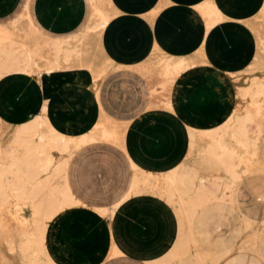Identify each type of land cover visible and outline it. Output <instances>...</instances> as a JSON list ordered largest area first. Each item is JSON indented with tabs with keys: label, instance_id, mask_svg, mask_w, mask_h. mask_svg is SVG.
I'll return each mask as SVG.
<instances>
[{
	"label": "rangeland",
	"instance_id": "rangeland-1",
	"mask_svg": "<svg viewBox=\"0 0 264 264\" xmlns=\"http://www.w3.org/2000/svg\"><path fill=\"white\" fill-rule=\"evenodd\" d=\"M90 1L92 13L89 16L81 0H0V45L32 55V67L27 75L11 74L0 80V151L4 155L12 153L23 156V150L14 141L19 127L29 119L53 122L65 132L70 137L69 154H75V143L84 136L116 143L90 145L79 150L72 162L77 192L89 205L109 203L114 193L125 186L132 170L129 169L125 151L120 147L123 145L120 134L110 128L109 120L98 104L101 84V102L109 117L120 124L119 132H124L123 146L129 155L143 167L152 169H166L179 163L177 182L181 197L187 200L199 198L200 193L192 189L189 177L193 167L201 166L214 175L217 167L205 160L197 162V153H201V159H212L205 155L212 140L203 132L204 128L196 129L192 124H189L186 132L178 114L150 110L159 108L162 105L159 102L152 103L148 109L147 83L150 77H165L167 67L182 63L191 69L197 62L169 55L159 49L157 42H154V49L147 56L140 54L144 51L149 33L148 27L142 23L145 20L136 15H124L111 30H107L119 13L114 0ZM135 1L148 3L151 0ZM167 1H162L164 3L153 9L150 17L141 13L151 22L154 32L156 23L153 21ZM259 2L231 0L230 6L252 13L260 6ZM199 3L220 8L215 0H202ZM242 4L244 8H240ZM184 16L175 10L166 12L165 27L169 21L178 22ZM224 19L222 11L217 20L203 23L205 34ZM43 25L56 33L54 37L44 35ZM82 26L84 29L80 30ZM169 26L168 30L163 25H157V28L161 35H166L168 41L172 42L176 38L171 31L172 25ZM181 26L186 27L187 24L182 21ZM130 32L132 38L128 40ZM56 41L63 42L64 47L59 57L54 51ZM209 50L211 66L201 65L181 80L183 83L201 81L206 84L207 87L203 89L206 90L204 103L186 108L191 113L188 114L191 119L202 121L205 125L221 121L233 107V86L241 87L264 78V4L261 12L246 26L225 25L220 28ZM1 54L0 62L5 59ZM65 55H68L67 58ZM218 68L239 71H226L229 81L220 84L214 78L216 75L214 80L209 79L215 74L214 71L210 74L209 70ZM177 84L172 82L169 91L173 86L176 90ZM252 104V97L243 101L246 107ZM262 107L259 118L264 133V103ZM160 108L164 109L165 106ZM165 109L177 112L176 106ZM201 109H216V112L204 116L198 114ZM188 131L191 135H188ZM43 132L45 130L38 131L34 139L43 137ZM227 142L231 144L230 139ZM259 144L261 146L258 145L255 151L237 150L241 161H244L242 163L246 165L242 164L244 168H241L246 171L237 182L242 204L236 215L251 213L257 218V223L247 229L239 241V245L247 242L250 250L255 246L262 228L258 221L264 216V141ZM57 158L63 162L68 156L57 154ZM136 168L137 190L152 191L161 199L150 193L136 196L117 212L113 220L101 217L89 206L69 209L51 223L45 251L50 250L57 261L64 264H98L107 255L109 243L113 240L121 245L127 256L108 259L104 264H192L196 260L197 264H211L212 259L204 257L207 254L206 246H196L180 259L170 257L162 263L144 261L171 246L176 233V218L169 194L170 185L167 183L168 171L149 172ZM50 172L43 173L39 181L47 182ZM50 190L51 186L47 192ZM28 191L32 192L30 187ZM29 205L28 201H22L16 205L19 208L13 206L26 224L33 219V210ZM14 209L9 208L0 215V221L4 224L0 227V264H33L29 263L32 260L22 251L23 236L30 229L13 220ZM262 250L264 253V240ZM244 253L221 260L218 264H264L255 253ZM33 262L48 264V253Z\"/></svg>",
	"mask_w": 264,
	"mask_h": 264
},
{
	"label": "bare ground",
	"instance_id": "bare-ground-1",
	"mask_svg": "<svg viewBox=\"0 0 264 264\" xmlns=\"http://www.w3.org/2000/svg\"><path fill=\"white\" fill-rule=\"evenodd\" d=\"M193 8L203 23L217 20L222 12L221 8L211 4L203 5L202 3H195ZM12 48L11 46L5 48L0 45V54L2 53L1 55L4 54L5 56V59L0 62V80L11 76V74L27 75L28 69L32 67V55L24 51L16 52ZM63 50V42L56 41L54 43L56 56L59 57L63 53ZM67 56L65 55V58ZM188 70L190 68L181 63L172 68L167 67L166 75L162 79L150 77L147 83L151 92V104L159 102L163 105V108L164 106L165 108L175 106L174 98L176 90L173 86L172 89L174 91L170 89L172 91L170 92L169 86L172 82L178 83ZM231 96L234 103L226 117L213 126L204 127L203 132L212 140L205 155L214 159L222 166L221 168L229 175L233 187H235L239 178H241L240 175L246 171L241 168L245 164L242 163L244 161H241V156L239 157L237 150L251 149L255 151L258 145L261 146L259 142L264 141V133L259 118L263 111L264 78L246 83L241 87L233 86ZM248 97H252L253 104L246 107L243 105V101ZM162 105L158 107L160 108ZM185 125L187 130L189 123ZM195 127L197 129V126ZM42 130H45L43 137L39 140L34 139L35 134ZM188 135H191L189 131ZM227 139L231 140V144H228ZM95 141L91 137H82L75 143V152L81 147ZM14 142L16 146H19L23 150V156H17L12 153L4 155L0 151V215L4 214V211L9 208L14 209L13 206L16 207L22 201H28L33 210V219L30 221L31 223L29 222L30 224L23 223L19 218L18 211H15V209L13 213V220L15 222L24 224L27 230H32V232L26 230L27 232L23 236L22 251L26 257L32 260L29 263L40 264L34 263L33 260H37L38 257L48 253V264H58L54 260L50 250L48 252L45 251V246L47 245L48 231L51 223L59 214L72 206L74 202L67 183L68 164L74 155L69 154L70 137L58 129L53 122L29 119L17 130ZM57 154H65L68 156V159L61 162L58 160ZM242 164L244 165L242 166ZM135 167L138 166L135 165ZM47 172H50L48 181L45 183L40 182L38 178ZM177 174L178 165L169 169L166 174L167 183L170 185L169 194L171 203L175 207V214L177 215L175 216L178 217L175 238L165 253L147 259L146 263H162L170 257L180 259L187 255L192 248H196L192 224L198 207L190 204L180 196L177 189ZM49 186H51V190L47 192ZM28 187L31 188L32 192L28 191ZM233 187L231 186L229 189V196H231ZM181 217L186 219L185 222H187L185 230L182 225L184 220L182 221ZM252 225V223L246 221V229L251 228ZM1 226H4V224L0 221ZM263 230L260 229L259 235L256 238L254 248L257 252L258 242ZM204 257L210 258V255L207 253ZM219 258L218 256L214 260L212 259L211 264H217ZM192 264H197V260Z\"/></svg>",
	"mask_w": 264,
	"mask_h": 264
},
{
	"label": "crops",
	"instance_id": "crops-1",
	"mask_svg": "<svg viewBox=\"0 0 264 264\" xmlns=\"http://www.w3.org/2000/svg\"><path fill=\"white\" fill-rule=\"evenodd\" d=\"M150 1V0H149ZM162 1L167 0H151L148 3H142L137 2L135 0H114L115 8L118 9L119 13L118 15L112 20V23L107 28V30H111L112 26L116 25L119 21V19H122L124 15H136L144 19L145 21L142 23L144 26L148 27L149 33H148V39L146 40V45L144 48V51H142L140 54H146V56L154 49L153 44L154 42H157L159 49L161 51L166 52L169 55L184 58L187 60H194L197 62V64L192 67L190 70H188L183 77L190 71L195 70L197 68H200L201 65L204 66H211V58L209 57V49L213 45L214 40L216 38L217 32L220 28H223L225 25H247L248 22L252 21L253 18L259 12L262 10V6L264 4V0H260L258 7L255 8V10L252 13H248L247 11H244L243 9L235 8L234 6H230L231 0H215L217 4L220 6V8L223 11V14L225 16V19L222 23L217 25L215 28H213L208 34H205V26L200 19V16L196 13L195 9L193 8V5L195 3H199L202 0H169L166 3L165 6H162V9L160 10L159 14L154 19L153 23H156V30L154 32L153 26L151 25V22L149 20H146L145 17L142 16L141 13H144L147 17H150L153 14V9L160 6ZM162 2V3H161ZM244 3V2H243ZM246 3V2H245ZM81 5L87 9V15H91V1L90 0H81ZM244 4L240 8L243 7ZM178 11L179 13L185 14L183 20L178 19L171 22L169 21L168 24L172 25V30L175 34V38L172 42L168 41L166 38V35H161L158 31L159 28H157V25H163L164 28L168 30V26L165 27V15L166 12L169 11ZM38 20V19H37ZM184 21V23L187 24V26L182 27L181 22ZM39 21V20H38ZM40 22V21H39ZM169 26V27H170ZM43 31L44 35H51L54 37L56 33H52L50 30H48L43 25ZM81 29H84V26H82ZM106 30V31H107ZM147 30V31H148ZM105 31V33H106ZM226 37H228L226 34H224ZM127 36V35H126ZM106 37V36H105ZM132 38V34L128 35V40ZM105 40V38H104ZM178 47V48H177ZM131 54V53H130ZM137 55V52H135ZM145 56V57H146ZM144 57V58H145ZM210 58V59H209ZM143 59V58H142ZM141 60V59H139ZM211 60V61H210ZM137 60L130 61L128 63L136 62ZM210 62V63H209ZM127 64V63H125ZM217 69V68H216ZM219 69V68H218ZM215 72L214 75L210 76L209 79L214 78L216 80H219L220 84L226 83V81H229V77L226 74V71H239V70H209V73ZM219 71V74L217 73ZM216 75V76H215ZM215 76V77H214ZM144 77V76H143ZM182 77V78H183ZM214 77V78H213ZM223 77V78H221ZM145 78V77H144ZM179 80L177 87H176V93H175V106L177 109V112H173L166 109L161 108H151V92L148 85V109L150 110H161V111H167L173 114H178L181 121L186 123L195 125L200 128L213 126L221 121H217L215 123L207 124L203 123L202 121L198 122L193 119L188 114H191L186 111V108L193 104H202L204 103L206 96L205 93L206 90H203L206 84H204L201 81H194L189 83H183L181 80ZM103 81V80H102ZM218 82V81H217ZM102 83V82H101ZM230 84V83H229ZM101 86V84H100ZM100 86L98 88V104L101 108L102 114L105 115L107 120H109V126L112 129H116L118 131L119 138L123 145L124 143V132H119V123L112 118L109 117L107 112L104 109V106L101 102L100 98ZM207 87V86H206ZM206 89V88H205ZM196 111V110H195ZM214 111V112H213ZM216 109H201V111L198 112V114H202L204 116L215 114ZM186 127V125H185ZM187 132V130H186ZM100 143H111L116 144L110 141H95L92 143H89L80 149H78L75 154L90 145L100 144ZM117 145V144H116ZM120 146L125 151V156L128 158V166L130 171L132 170V174H130V177L127 179L126 184L124 187L117 190L114 195L112 196L109 203L106 204H88L87 200L77 192V190L74 187L73 182V171H72V162L75 154L72 156L71 160L68 164L67 169V183L69 192L74 200L73 205L67 208L65 211L76 208V207H91L94 212H98V214L101 217L108 218L110 220H113L115 216L117 215V212L125 206L129 201L132 200V198L136 196H140L143 193H150L154 195L152 191H139L136 187V177L138 174L137 168L135 165L140 167L142 170H146L149 172L158 171V170H164L168 171L169 169L175 167L179 163H175L174 165L166 168V169H152V168H146L137 163L127 152L126 147ZM197 162L199 160H205L209 162L211 165H214L216 170L214 171V175L212 173L210 174L207 168L201 167H193L192 173L189 177V180L192 185V189L196 193H200L199 198H192V199H184L190 204L197 206L198 211L194 218L193 224H192V232L195 239V243L197 247L206 246L207 251L210 255L211 259H215L216 257H220L219 261L221 260H228L235 256H242L244 255L245 251H250L256 254V256H259V258L264 261V253H263V240H264V230L261 233L259 242H258V252L253 247L251 250L247 248V242H245L242 245H239L240 239L243 237L246 229V221L255 224L257 223V218H254L251 213H241V216L237 217V212L242 204V201L240 199V195L237 190V184L235 187H233V183L231 182L229 175L226 173V171L221 168L220 164L214 161L212 159H209L207 157L200 158L201 153H197ZM127 160V159H126ZM216 162V163H215ZM182 164V162H181ZM195 164V163H194ZM205 167H208L205 165ZM209 168V167H208ZM220 169V170H219ZM178 177V174H177ZM180 178V177H179ZM200 181V182H199ZM230 184V185H229ZM228 185V186H227ZM233 187V191L231 193V196H229V189L230 187ZM177 189H178V182H177ZM179 192V190H178ZM237 192V193H236ZM180 194V193H179ZM158 198H160L157 195H154ZM181 196V195H180ZM161 199V198H160ZM162 200H167L163 199ZM173 212L174 215H176L174 208ZM64 211V212H65ZM63 213V212H62ZM61 213V214H62ZM60 215V214H59ZM58 215V216H59ZM57 216V217H58ZM177 216V215H176ZM175 216V217H176ZM56 217V218H57ZM178 217H176V222ZM182 218V225L185 230L187 228L186 226V219ZM196 219V220H195ZM55 220V219H54ZM261 223L262 228L264 229V216L263 218L258 221ZM185 223V224H184ZM226 230V231H225ZM176 235V233H175ZM175 238V237H174ZM263 238V239H262ZM174 240V239H173ZM262 241V242H261ZM261 243V244H260ZM169 249V248H168ZM167 249V250H168ZM167 250L162 252L161 254L165 253ZM260 250V251H259ZM244 253V254H243ZM123 254V255H122ZM159 254V255H161ZM159 255L151 256L150 259L153 257H157ZM53 256V254H52ZM127 256L125 253V250L119 245L116 241L113 242V240L110 241L108 246V252L105 258L98 264H104L106 260L108 259H114L119 257ZM54 260L58 264H64L62 262L57 261V259L53 256ZM147 258V259H149ZM147 259H144L146 262ZM218 264V263H217Z\"/></svg>",
	"mask_w": 264,
	"mask_h": 264
}]
</instances>
